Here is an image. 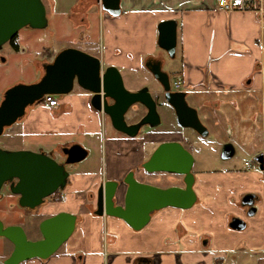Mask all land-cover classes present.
Instances as JSON below:
<instances>
[{
    "label": "crops",
    "instance_id": "crops-1",
    "mask_svg": "<svg viewBox=\"0 0 264 264\" xmlns=\"http://www.w3.org/2000/svg\"><path fill=\"white\" fill-rule=\"evenodd\" d=\"M78 4L84 21L86 8L96 4L103 17L105 45L93 55L104 67H117L130 90L154 79L149 67L156 60L170 85L180 80L183 91L197 96L194 105L205 106L201 98L210 95L213 107H218V96L251 92L247 96L253 97L264 86V14L219 9L216 0H120L117 16L102 11L96 0ZM165 19L176 21L174 57L157 45V24ZM155 84L154 92L162 97L161 86ZM56 97L54 107L40 102L26 109L14 129L16 139L25 145L16 148L50 150L79 143L89 152L99 140L104 168L98 172L67 166L69 183L56 191L59 200L49 205L52 213H75L76 227L47 259L32 258L21 264H264V171L252 163L246 165L247 160L242 167L234 162L210 169L209 159H194L195 203L186 209L155 210L145 226L133 230L120 218L93 214L99 184L120 180L133 170L140 181L167 186V180L145 177L138 166L148 143L152 142L153 150L161 141L183 143L181 136L163 131L140 139L125 137L110 131L109 117L92 106L89 91L74 85L69 93ZM245 126L254 130L250 121ZM242 145L251 147L250 142ZM122 190L123 186L117 190L118 203ZM245 194L256 195L253 213L251 206L241 202ZM234 217L245 223L243 228L230 226Z\"/></svg>",
    "mask_w": 264,
    "mask_h": 264
},
{
    "label": "water",
    "instance_id": "water-1",
    "mask_svg": "<svg viewBox=\"0 0 264 264\" xmlns=\"http://www.w3.org/2000/svg\"><path fill=\"white\" fill-rule=\"evenodd\" d=\"M100 9L110 16L121 13L120 0H96ZM48 24L46 8L42 0H0V47L11 39L19 29L44 28ZM176 44V21L165 19L157 24V45L169 57H174ZM154 79L161 86L162 97L174 110L177 125L197 130L207 135V129L198 118L197 111L185 99V91L171 90L168 74L160 64L149 67ZM91 93L90 102L98 111L106 114L111 126L129 137L141 132L143 126L160 124L158 102L147 86L136 90L126 89L117 67H102L99 57L75 47H66L55 53L51 61L43 65V72L32 83H15L6 88L0 99V134L5 127L20 120L29 106L39 104L45 94L56 96L69 93L74 85ZM134 104L145 108L139 120L128 123L126 111ZM65 158L57 159L51 151L30 149H4L0 147V187L8 183L12 193L18 195V205L34 209L42 205L45 198L69 183L67 166L84 159L88 151L79 143L62 148ZM234 154L232 143H224L220 158L228 159ZM259 169L264 171L262 158H255ZM194 157L190 150L178 140L159 142L147 159L141 163L144 171L166 172L180 175L182 185L159 186L138 180L129 170L120 180L102 181L96 191L93 214L122 219L133 230L145 226L155 210L167 206L181 209L191 207L196 201L195 176L192 171ZM123 186L121 202L117 190ZM249 195L242 203L251 205ZM254 212L252 207L250 213ZM77 215L58 211L42 218L38 223L41 238L29 240L21 226L0 227V235L8 238L14 249L5 264H18L32 258L45 260L70 237L77 224ZM240 218H232L230 226L243 228Z\"/></svg>",
    "mask_w": 264,
    "mask_h": 264
},
{
    "label": "rangeland",
    "instance_id": "rangeland-1",
    "mask_svg": "<svg viewBox=\"0 0 264 264\" xmlns=\"http://www.w3.org/2000/svg\"><path fill=\"white\" fill-rule=\"evenodd\" d=\"M42 1L46 8V16L48 19L47 26L35 29L28 27L19 29L16 39L19 44V49L14 50L8 43H5L0 50V99L3 91L9 86L15 83H32L38 79L40 73L37 68V63L42 58L44 51L50 50L55 54L66 47H75L93 55L98 53V51L102 49V46L104 47L105 45L101 32L103 17L98 13L99 11L96 4H91L90 7L86 8V21H84L82 20L83 18L81 19L83 15L81 16L77 11L79 7H81L78 4L79 0H63V2L61 0ZM72 5L76 6L70 8L69 6ZM102 67H104L103 64ZM132 78L134 79L136 76L134 77L133 75ZM170 79L172 81L173 76H171ZM122 80L125 88L129 89L125 80L123 78ZM134 82H136V80ZM155 83L156 81L153 78H148L143 81L140 86H147L151 94L157 100V111L161 120L160 124L155 127L143 126L141 132L134 136V138L152 137L156 132L163 131L178 132L179 136H181L180 139H182L185 144L190 143V140L194 142L193 144L197 145L193 150V144L192 147L191 145H185L192 153L195 161H197V158L207 159V161L209 159L207 166L210 169L219 168L218 166L224 168L234 162L237 167H242L245 160H247V162H252L249 151L253 150L244 148L242 144L250 142L251 149H256L261 143H264V141L263 138H261V134H258L256 129L251 132L249 128L243 124L254 118L255 101L252 96H247L251 95V92L240 93L239 96L234 93V95L232 94L229 97L222 95L218 96V107H213V96H202L201 101L205 106H199L194 105L195 100L193 97L197 98V96L194 94L188 95L187 102L196 108L199 119L203 123L209 125L208 135L200 136L191 128L177 125L172 106L168 103L161 105L162 97L154 92ZM75 87H78V85L75 84ZM202 102H200V104ZM239 105L243 106L245 110L241 111ZM142 110H145L142 105L134 104L126 111L125 120L127 122L128 120L132 122L136 121L141 116L140 113ZM207 114H209L210 117L207 118L205 116ZM210 120L214 121L210 122ZM16 126L17 122L6 127L0 135L1 148L13 150L16 146H20L21 144L25 145V143H20V141L16 139V135H14ZM106 126L109 127L107 121ZM110 131L123 135V133L114 128ZM225 141L233 143L235 153L232 157L223 160L220 158L219 154L221 145ZM94 147L89 150L84 159L75 163L74 167L76 170L83 168L98 172L103 170L104 162L102 163V151L99 140L94 142ZM152 148V142L148 143L144 153V160L148 158ZM207 166L206 168H208ZM152 173L154 176L168 177L167 185L180 181L178 180L179 176L174 174H166L163 172ZM152 173L151 176L153 175ZM145 180H147V178ZM120 196L121 193L119 192V198ZM50 198L51 200H56L53 194ZM38 220L40 221L38 218L36 222H38ZM31 235L33 238L37 237L38 231L35 230ZM247 264L254 263L249 261Z\"/></svg>",
    "mask_w": 264,
    "mask_h": 264
},
{
    "label": "flooded vegetation",
    "instance_id": "flooded-vegetation-1",
    "mask_svg": "<svg viewBox=\"0 0 264 264\" xmlns=\"http://www.w3.org/2000/svg\"><path fill=\"white\" fill-rule=\"evenodd\" d=\"M16 39H17V33L5 43H8L14 50H17V49H19V44H18ZM3 45L0 47V50L2 49ZM54 55L55 54H53V52H51L50 50L44 51V54L42 55V58L37 63V68H38V71H39L40 75L43 72V65L46 62L51 61L52 58L54 57ZM156 63L159 64V61L156 60L154 64H156ZM262 74L264 76V67L262 68ZM185 93H186L185 94V99L187 101L188 93L186 91H185ZM253 99L255 101L254 118L251 117L252 120H250V122L253 123L254 129H256L258 134H261V138H263V141H264V86L261 89L257 90L256 94L253 95ZM190 106H192V105H190ZM192 107H194V106H192ZM239 107H240L241 111L245 110L243 106L239 105ZM197 115H198V113H197ZM207 115H205L207 118L210 117L209 114H207ZM139 118L137 120H139ZM207 122H209V121H207ZM210 122H212V121L210 120ZM201 123L207 129V135H208V133H209V125H207L206 123H203L202 121H201ZM245 123H243V124H245ZM5 128H4V130H5ZM194 131L198 135L203 136L197 130H194ZM207 135H205V136H207ZM189 142L190 143H188L187 145H191V147H192V144L194 142H191L190 140H189ZM228 142L232 143L230 141H225L224 143H228ZM183 144H184V142H183ZM223 144L221 145V148H222ZM232 145H233V143H232ZM65 146H67V145H62L61 147H55V148L50 149V150L56 156H59L60 160L63 161V159L65 158V155L62 152V148L65 147ZM196 146L197 145L193 144L192 150ZM233 147H234V145H233ZM221 148H220V153H221ZM15 149H22V148H15ZM41 150H43V149H41ZM248 150H253L251 152L252 162H250L249 165L252 163L253 165H256L259 168V163L257 161H255V158H262L263 161H264V143H261L260 146L258 148H256V149H254V148L251 149V147H250ZM45 151H49V150H45ZM234 153H235V147H234ZM138 168L141 169V171L145 175V177H147L148 175H151V173L144 171L142 169L141 165H139ZM163 173H166V172H163ZM166 174H171V173H166ZM174 175H176V174H174ZM152 176L153 177L157 176L156 178H158L160 182H162L163 180H167V178H168V177H163V176H158V175L154 176V174ZM177 176H179L178 180H180V181L177 182V183H173V184L182 185V180H181L182 176H180V175H177ZM245 195H249L250 198L252 199V202H251V205H250L251 207L249 209V212H250L252 207H253V205H252L253 201H255V199H256V195H252V194H245ZM245 195H243L242 198ZM50 196L45 198V201H44V203L42 205H40V206H38V207H36L34 209L24 208V207H21V206L18 205V202H17L18 195L15 194V193H12L10 191L8 183H3L2 186L0 187V227L3 229V228H6V227H10V226H21L23 228L24 232H25V235H26L27 239L35 240V239L41 238V234H40V231L38 229L39 220H38V222H36V221H37L38 218L41 220L42 218L48 217L49 215L53 214L51 212V210H50V205H49V203L51 202ZM242 198H241V202H242ZM35 230L38 231V236L33 238L31 234ZM13 249H14V244L8 238H6L5 236L0 235V264H5V260L11 254ZM22 262H25V261H22ZM22 262H20L18 264H21Z\"/></svg>",
    "mask_w": 264,
    "mask_h": 264
},
{
    "label": "built area",
    "instance_id": "built-area-1",
    "mask_svg": "<svg viewBox=\"0 0 264 264\" xmlns=\"http://www.w3.org/2000/svg\"><path fill=\"white\" fill-rule=\"evenodd\" d=\"M216 6L219 9L227 11H250L258 15L264 14V0H216ZM171 90H182L184 85L180 80H174L170 85ZM42 102L45 106L54 107L58 104L57 97L54 94H45ZM161 104H166L165 100ZM248 165V162H245Z\"/></svg>",
    "mask_w": 264,
    "mask_h": 264
},
{
    "label": "trees",
    "instance_id": "trees-1",
    "mask_svg": "<svg viewBox=\"0 0 264 264\" xmlns=\"http://www.w3.org/2000/svg\"><path fill=\"white\" fill-rule=\"evenodd\" d=\"M55 193H56V192L53 193V196L55 195ZM56 200H59V199L56 198Z\"/></svg>",
    "mask_w": 264,
    "mask_h": 264
}]
</instances>
